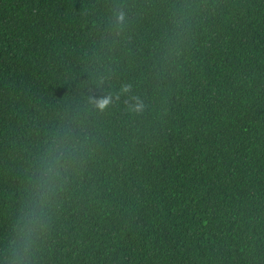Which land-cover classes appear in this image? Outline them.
I'll return each instance as SVG.
<instances>
[{
    "label": "trees",
    "instance_id": "16d2710c",
    "mask_svg": "<svg viewBox=\"0 0 264 264\" xmlns=\"http://www.w3.org/2000/svg\"><path fill=\"white\" fill-rule=\"evenodd\" d=\"M0 264H264V0H0Z\"/></svg>",
    "mask_w": 264,
    "mask_h": 264
},
{
    "label": "clouds",
    "instance_id": "9594fccd",
    "mask_svg": "<svg viewBox=\"0 0 264 264\" xmlns=\"http://www.w3.org/2000/svg\"><path fill=\"white\" fill-rule=\"evenodd\" d=\"M125 90H127L126 88H125ZM110 102V100L108 99V98H105V99H103L100 103H99V107L101 108V109H103L105 106H107V104Z\"/></svg>",
    "mask_w": 264,
    "mask_h": 264
}]
</instances>
